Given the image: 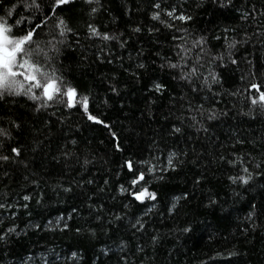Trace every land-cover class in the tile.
<instances>
[{
  "label": "trees",
  "instance_id": "16d2710c",
  "mask_svg": "<svg viewBox=\"0 0 264 264\" xmlns=\"http://www.w3.org/2000/svg\"><path fill=\"white\" fill-rule=\"evenodd\" d=\"M0 18L60 89L0 97V264H264V0Z\"/></svg>",
  "mask_w": 264,
  "mask_h": 264
},
{
  "label": "snow or ice",
  "instance_id": "6c2138e0",
  "mask_svg": "<svg viewBox=\"0 0 264 264\" xmlns=\"http://www.w3.org/2000/svg\"><path fill=\"white\" fill-rule=\"evenodd\" d=\"M69 2L70 0H57V5L59 6ZM9 15H11V12H9ZM179 18L185 19L183 16ZM61 24H63V21H61ZM10 31L11 29L6 27V21H4L3 18H0V97H2L5 92L19 95L20 92L24 90L25 85L21 80L16 79V77H23V80L29 83L28 90L25 94L31 92L33 87L43 88L42 95L45 96L47 100H52L53 92L60 91L55 80H51L42 85L36 76V73H39L40 69L32 64L29 59H25L23 55H20L26 54L24 45L32 40L33 33L29 32L18 40H11L6 35V33ZM9 45H11L10 48ZM253 87L257 86L254 85ZM64 95H67L70 98L74 97L75 90L69 88ZM32 98L39 99L40 97L33 95ZM259 99L261 102H264V92L260 93ZM252 102L255 104L258 101L253 100ZM83 106L86 110V99L83 102ZM89 119L95 118L89 116ZM129 167L131 168V165H129ZM140 179H143V176H141ZM144 194L145 193H141L137 198L140 199ZM151 198L154 199L155 195L151 194Z\"/></svg>",
  "mask_w": 264,
  "mask_h": 264
},
{
  "label": "rangeland",
  "instance_id": "374dc122",
  "mask_svg": "<svg viewBox=\"0 0 264 264\" xmlns=\"http://www.w3.org/2000/svg\"><path fill=\"white\" fill-rule=\"evenodd\" d=\"M6 35H7V34H6ZM8 38H9V39H11V40H14V39H12V38H11V37H9V36H8ZM10 47H11V45H9V48H10ZM21 71H23V70H21Z\"/></svg>",
  "mask_w": 264,
  "mask_h": 264
},
{
  "label": "bare ground",
  "instance_id": "6f19581e",
  "mask_svg": "<svg viewBox=\"0 0 264 264\" xmlns=\"http://www.w3.org/2000/svg\"><path fill=\"white\" fill-rule=\"evenodd\" d=\"M149 14V13H148ZM182 14V13H181ZM183 15V14H182ZM139 28V27H138ZM62 41V40H61ZM45 81H47V79L45 80ZM43 82V81H42ZM39 91V90H38ZM66 97V96H65ZM61 102V101H60Z\"/></svg>",
  "mask_w": 264,
  "mask_h": 264
}]
</instances>
